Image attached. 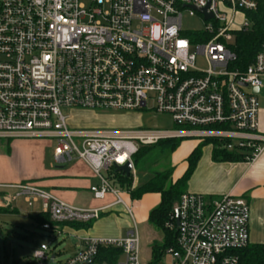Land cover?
<instances>
[{
	"label": "built area",
	"instance_id": "1",
	"mask_svg": "<svg viewBox=\"0 0 264 264\" xmlns=\"http://www.w3.org/2000/svg\"><path fill=\"white\" fill-rule=\"evenodd\" d=\"M259 0H0V141L56 140V161L84 162L99 181L95 199L116 202L79 209L33 184L0 185L29 207L38 202L57 226L91 224L107 209L132 208L104 175L131 163L139 148L163 141H218L228 152H264L255 89L263 86L264 44L244 71L231 69L235 34L250 23ZM207 8L212 18L192 7ZM201 15L202 34H185L183 13ZM205 63V68L198 61ZM249 90V91H247ZM64 109L140 113L171 119L172 128L70 129ZM134 174V166L133 172ZM178 212V225L176 221ZM250 205L231 194L218 198L185 193L167 225L176 246L160 264H240L250 245ZM60 235L57 227H40ZM100 248L122 251L121 264H143L137 227L124 239L88 238L64 264L93 261ZM37 264L55 263L50 246L33 251ZM164 260V259H163Z\"/></svg>",
	"mask_w": 264,
	"mask_h": 264
},
{
	"label": "crops",
	"instance_id": "2",
	"mask_svg": "<svg viewBox=\"0 0 264 264\" xmlns=\"http://www.w3.org/2000/svg\"><path fill=\"white\" fill-rule=\"evenodd\" d=\"M257 99L259 104L258 132L264 136V80L263 86L257 94ZM129 115L133 114L127 113L126 116L119 118L125 119L130 117ZM137 125L134 124L135 127H138ZM34 143L33 140L0 141V185L33 184L50 192L55 198L79 209H103L116 202V198L112 194H108L104 200L94 198L90 188L99 186L100 181L84 162L76 159L69 172H64L65 166L72 163L74 159L64 163L57 162L54 154L56 148L53 147L52 157L55 160L52 163L49 154ZM200 143L199 141L182 147L183 144L180 145L178 150L182 148L183 151L182 168L177 171L178 167L175 164L172 166L174 167V181L184 175L188 168L186 160ZM25 165L28 167L26 168ZM110 182L120 191L124 202H130L133 206L135 218L126 212L123 205H116L104 211L99 220L90 224V228H83L87 224H79L78 228L70 226L59 228L60 235L58 237L63 238L65 235L71 237L73 239L72 246L79 248L73 256L84 248V240L88 238L124 239L133 231L135 226L140 227L142 231L146 226L150 227L149 215L161 203V196L159 194H146L141 199L134 200L128 192L120 189L115 182L112 180ZM187 192L209 198L231 194L247 199L251 212L250 245H264V152L253 164L248 162L216 163L212 160V147H205L197 168L188 182ZM17 199L21 198H14L13 191L0 192V217L23 215V210L13 205ZM39 203L41 204L38 202L30 208H34ZM37 213L33 212L25 216L32 226H36V224L30 219V216L43 212ZM17 229L24 231L25 228ZM25 240L27 239L25 238ZM37 248L38 244L36 243L34 250ZM58 262L64 264L61 261ZM123 262L122 255L117 264Z\"/></svg>",
	"mask_w": 264,
	"mask_h": 264
},
{
	"label": "rangeland",
	"instance_id": "3",
	"mask_svg": "<svg viewBox=\"0 0 264 264\" xmlns=\"http://www.w3.org/2000/svg\"><path fill=\"white\" fill-rule=\"evenodd\" d=\"M212 24V22H205L201 15L197 14L191 17L188 12L183 13L182 28L185 34L199 33L202 34L206 31V26ZM235 44V39L231 43ZM199 66L205 68V63L198 61ZM249 91V90H247ZM63 113L69 116L68 125L70 129H83V130H121V129H166L172 128L173 124L171 119L167 116L155 115L153 112L144 110L140 113H132L125 119H120V116H126L127 113H100L86 110H69L64 109ZM128 116V115H127ZM134 124H138L135 127ZM11 141V140H8ZM40 148L44 149L49 154V159L53 163V147L57 149L56 140H33ZM199 142L197 139H186L182 141V146L186 144H195ZM56 149L54 154L56 153ZM160 148L148 155L140 164V169H136L134 166V174L132 175L133 184L132 190L138 186L145 184L149 178L153 176L152 172L165 171L170 166H177L179 171L182 168L183 151L182 148L176 153H160ZM72 163H68L65 166L64 172H69L72 165L75 164L76 158H73ZM54 167V164H52ZM25 167L27 168L28 165ZM27 170V169H25ZM109 180L111 172L104 174ZM125 203L132 208V215L135 218V211L130 202ZM14 206L20 207L23 210V215L15 216H1L0 217V264H37L33 259V250L41 243H46L50 246L53 255L57 256V261L62 263L67 262L73 257L74 252L79 248L72 246V238L65 235L63 238L58 237L56 233L44 231L39 227L32 226L26 215L33 212H43L42 205L39 203L34 208H30L23 198L17 199L13 203ZM21 210V211H22ZM37 213V214H38ZM25 214V215H24ZM138 225V224H137ZM24 227V231L17 228ZM137 227V226H136ZM15 228V229H13ZM140 238V260L143 264H149L152 262L151 246L153 244H161L163 242V235L150 225L144 228V231L137 227ZM33 235H30V234ZM22 236L24 238H19ZM25 238L27 240H25ZM31 239V240H30ZM37 240V241H36ZM36 241V242H35ZM169 261L166 257L163 263Z\"/></svg>",
	"mask_w": 264,
	"mask_h": 264
},
{
	"label": "trees",
	"instance_id": "4",
	"mask_svg": "<svg viewBox=\"0 0 264 264\" xmlns=\"http://www.w3.org/2000/svg\"><path fill=\"white\" fill-rule=\"evenodd\" d=\"M245 15L250 23V28L235 34V44L232 47L237 59L231 69H239L240 71L246 70L253 63L264 44V0H259L256 11L246 12ZM182 141L169 140L160 142L155 146L139 148L138 153L133 158L135 168L137 170L140 169L141 162L158 148H160V153L162 154H174L182 144ZM208 146L212 147V160L216 163L247 162L246 156L248 153H244L245 151L228 152L221 148V143L218 141H205L201 142L187 158L188 168L184 175L176 181L173 180L174 167L172 166L162 172H152L153 176L145 184L133 190L132 175L127 178L114 170L109 176L120 189L128 192L134 200H139L146 194H159L161 196V203L149 215V224L162 233L163 242L152 245V262L149 264L162 263L165 252L176 246V232L170 230L167 225L171 222L175 205L179 202L181 196L187 193L188 182L197 168L203 149ZM30 219L39 228L42 225L49 224L53 230L63 226L78 228L79 225L77 223L54 225L50 221L49 215L44 213L30 216ZM90 227V224L83 226V228ZM236 254L239 257L240 264H264V245H249L247 248L237 251ZM122 255V251L118 249L100 248L95 258V264H117Z\"/></svg>",
	"mask_w": 264,
	"mask_h": 264
},
{
	"label": "water",
	"instance_id": "5",
	"mask_svg": "<svg viewBox=\"0 0 264 264\" xmlns=\"http://www.w3.org/2000/svg\"><path fill=\"white\" fill-rule=\"evenodd\" d=\"M192 9L198 11V12L201 13V14H203L206 20H209V19L212 18V14L208 11L207 8H205V9H200V8H197V7H194V6H193ZM259 91H260V89H255V90H254V93H255V94H258ZM115 172H116V173H120V174L126 176L127 178H129V177L132 175V172H133V166H132L131 163H127V164L124 165V166H115ZM178 219H179V218H178V212H176V221H177V225H178ZM92 262H93V261H90V262H88V263H84V264H91ZM48 264H57V263H55L54 260L51 259V260L49 261Z\"/></svg>",
	"mask_w": 264,
	"mask_h": 264
}]
</instances>
